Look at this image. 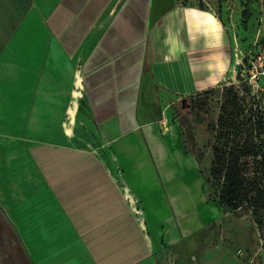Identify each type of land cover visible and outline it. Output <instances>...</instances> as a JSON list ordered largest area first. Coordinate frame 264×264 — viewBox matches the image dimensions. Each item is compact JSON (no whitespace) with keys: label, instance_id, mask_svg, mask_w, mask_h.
<instances>
[{"label":"crops","instance_id":"obj_1","mask_svg":"<svg viewBox=\"0 0 264 264\" xmlns=\"http://www.w3.org/2000/svg\"><path fill=\"white\" fill-rule=\"evenodd\" d=\"M234 58L217 13L181 0H0V215L26 264H173L159 236L194 250L185 264H250L218 225L193 241L224 215L157 125L221 87Z\"/></svg>","mask_w":264,"mask_h":264},{"label":"rangeland","instance_id":"obj_2","mask_svg":"<svg viewBox=\"0 0 264 264\" xmlns=\"http://www.w3.org/2000/svg\"><path fill=\"white\" fill-rule=\"evenodd\" d=\"M181 2L184 5H201L215 11L229 28L235 49L231 77L221 87L212 94L181 100L167 113L162 114L157 124L160 135L171 143V147L179 155V160L186 165L191 164L187 172L195 170L199 173L200 188L196 187V191L201 194L202 201L211 206L213 211L224 215L219 219V224L209 226L193 241L196 245L208 241L212 235L209 229L213 227V231H216L218 225L217 240L227 245L234 258L243 259L244 263L249 261L250 264H264V210L254 213L247 204L238 210L221 207L217 202L219 187L212 177L213 146L219 142L221 117L226 118L228 127L233 124L237 126L235 130L241 135L242 141L246 135H251L252 127L255 143L261 145L264 152V39L259 38L260 26L264 35V0ZM88 140L92 144L88 149L96 152V143L92 141V137L89 136ZM102 157L107 166L106 176L112 180L116 178L121 186H125L124 171L109 154L108 149ZM246 161L251 172L249 175L253 177L252 172L258 170L261 158L255 160L250 157ZM124 186L121 187L123 195L126 193ZM125 204L129 207V213L134 211L132 203L126 200ZM137 205L135 203L134 206ZM124 210L125 206V219ZM156 239L155 256L159 259L164 256L173 264H185L194 254L192 249H169L163 236ZM160 242L163 248L159 246Z\"/></svg>","mask_w":264,"mask_h":264},{"label":"trees","instance_id":"obj_3","mask_svg":"<svg viewBox=\"0 0 264 264\" xmlns=\"http://www.w3.org/2000/svg\"><path fill=\"white\" fill-rule=\"evenodd\" d=\"M19 1L21 11L28 8V0ZM199 7L204 9L201 5ZM213 92L210 90L200 95ZM236 128L235 124L228 127L226 118H220L219 142L213 146L212 161V177L219 187L217 202L229 210H238L247 204L254 213H260L264 210V152L261 145L255 143L252 127L251 135H246L243 141ZM250 157L255 160L261 158L258 170L252 172L253 177L249 175L251 172L246 161Z\"/></svg>","mask_w":264,"mask_h":264},{"label":"flooded vegetation","instance_id":"obj_4","mask_svg":"<svg viewBox=\"0 0 264 264\" xmlns=\"http://www.w3.org/2000/svg\"><path fill=\"white\" fill-rule=\"evenodd\" d=\"M7 226L0 215V264H26L22 251L10 239Z\"/></svg>","mask_w":264,"mask_h":264},{"label":"bare ground","instance_id":"obj_5","mask_svg":"<svg viewBox=\"0 0 264 264\" xmlns=\"http://www.w3.org/2000/svg\"><path fill=\"white\" fill-rule=\"evenodd\" d=\"M80 86H81V85H80ZM80 86H79V87H80ZM75 96L77 97V94H75ZM74 103H75V102H74ZM70 116H71L72 118L74 117V110H72V109L70 110ZM72 122H73V121H72Z\"/></svg>","mask_w":264,"mask_h":264}]
</instances>
